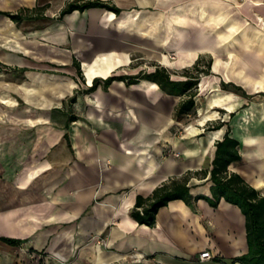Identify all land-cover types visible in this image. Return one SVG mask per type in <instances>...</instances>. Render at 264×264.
<instances>
[{
    "label": "crops",
    "instance_id": "0c3cea01",
    "mask_svg": "<svg viewBox=\"0 0 264 264\" xmlns=\"http://www.w3.org/2000/svg\"><path fill=\"white\" fill-rule=\"evenodd\" d=\"M70 1L83 0H0V264H238L248 247L236 204L172 199L152 225L130 209L137 194L189 171L191 193L211 197L215 142L227 130L241 156L228 171L264 195V0H101L118 11L60 15ZM139 50L174 80L195 74L198 59L200 68L209 63L194 112L176 120L187 96L145 78L99 79L88 89L93 77L153 71L155 63L125 67ZM52 72L69 79L45 80ZM28 74L55 90V108L68 97L66 109L29 115ZM203 249L214 257L199 261Z\"/></svg>",
    "mask_w": 264,
    "mask_h": 264
},
{
    "label": "trees",
    "instance_id": "16d2710c",
    "mask_svg": "<svg viewBox=\"0 0 264 264\" xmlns=\"http://www.w3.org/2000/svg\"><path fill=\"white\" fill-rule=\"evenodd\" d=\"M91 6L104 7L113 11L118 8L101 0H83L82 2H68L61 10L60 15L72 11L73 9H84ZM13 20H18V13L2 12ZM198 59L193 65L195 74H187L182 80L170 78L169 69L163 65L155 64V69L151 72H139L135 75H108L105 78L93 77L89 90L97 86L99 79H102L106 86L113 79H125L129 82H135L139 78L151 80L159 87L170 94H185L187 97L179 103L175 111V119L182 120L187 114L194 112L195 96L197 92L198 73L199 71L209 72V63L205 68L199 67ZM79 67L77 63V68ZM223 87L231 85L235 90L245 92L240 86L233 83L222 82ZM72 117V116H71ZM73 119V118H71ZM223 125V121H216L212 125H207L205 129H215ZM239 141L230 136L228 130L221 139L215 142L214 156L211 161L209 170V179L212 182L210 186L211 197L203 194L193 195L188 184L192 172H187L180 176H172L161 182L153 188L150 194L144 196L137 194L135 202L130 209V215L138 223L152 225L155 220V213L158 208L165 205L169 200L182 199L188 205H193L198 198H206L209 203L216 206L219 199L236 204L244 215L245 235L247 241V252L237 255L234 261L240 264H264V195L259 190L248 184L243 177L236 172H229L227 166L231 162L240 160L241 156L238 151ZM196 173V171H194ZM11 243H17V240L11 238H2ZM123 264H145L142 262H129Z\"/></svg>",
    "mask_w": 264,
    "mask_h": 264
},
{
    "label": "rangeland",
    "instance_id": "374dc122",
    "mask_svg": "<svg viewBox=\"0 0 264 264\" xmlns=\"http://www.w3.org/2000/svg\"><path fill=\"white\" fill-rule=\"evenodd\" d=\"M157 51H162V48H157ZM175 52V50H169V51H165L164 53H172ZM129 61H127V63L125 64L126 66H132V67H137V66H141L146 68L148 65H150V63H155L158 65H163L162 63L158 62L156 59L154 58H150L146 55V53L143 50H139V51H134L133 55H131L128 59ZM170 60V59H169ZM171 62V60L169 61ZM170 65V64H169ZM164 66V65H163ZM166 67V66H165ZM44 75H47L48 77L45 78V80H62V79H69V74L67 73H63V72H58V73H44ZM28 78H24L27 80V83L29 85V89L28 92V96H27V100H28V104H27V110H28V114L29 115H33L35 113L40 112L39 107L41 108V110H43V112L46 114L48 112H56L55 109L57 110V108L63 109L65 110L67 107V103L69 101V98L66 97L65 102L61 105L60 103H58L59 105H57L58 107L55 108L54 104H52L51 99L54 96V91L53 88L49 85H45L43 87H39V85L34 82L30 76V74H28ZM77 76L79 78L80 81H83L85 83V78H84V74L82 70H79V72L77 73ZM3 83H0V98L3 99L5 97L3 94ZM16 84L12 83L11 84V92H12V96H18L17 94L19 93V89H16ZM9 89V88H8ZM65 91V90H62ZM36 97H40L43 98V103L40 104L39 106L36 104H33V101H35ZM39 99V98H38ZM19 101V100H18ZM51 101V102H49ZM67 102V103H66ZM21 103L17 104V107L20 105ZM3 113V106L0 105V113ZM13 112H18V110H13ZM211 114V113H209ZM188 127V126H187ZM192 175V174H191ZM200 264V263H199ZM239 264V263H238Z\"/></svg>",
    "mask_w": 264,
    "mask_h": 264
},
{
    "label": "built area",
    "instance_id": "2783aa9c",
    "mask_svg": "<svg viewBox=\"0 0 264 264\" xmlns=\"http://www.w3.org/2000/svg\"><path fill=\"white\" fill-rule=\"evenodd\" d=\"M176 54L175 52L172 53H167V57L173 61V59L175 58ZM175 155H177V153H174ZM214 257V255L212 254V252L209 249H203L200 250L198 253V260L199 261H206V260H210Z\"/></svg>",
    "mask_w": 264,
    "mask_h": 264
},
{
    "label": "bare ground",
    "instance_id": "6f19581e",
    "mask_svg": "<svg viewBox=\"0 0 264 264\" xmlns=\"http://www.w3.org/2000/svg\"><path fill=\"white\" fill-rule=\"evenodd\" d=\"M169 59V58H168ZM185 128H186V125H185Z\"/></svg>",
    "mask_w": 264,
    "mask_h": 264
}]
</instances>
